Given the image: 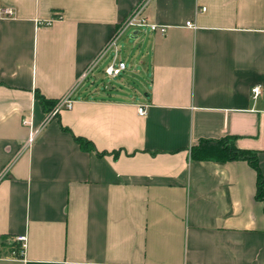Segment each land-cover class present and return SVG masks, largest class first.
I'll return each instance as SVG.
<instances>
[{"label":"crops","instance_id":"0c3cea01","mask_svg":"<svg viewBox=\"0 0 264 264\" xmlns=\"http://www.w3.org/2000/svg\"><path fill=\"white\" fill-rule=\"evenodd\" d=\"M138 7L141 96L82 78ZM37 92L74 103L28 145ZM225 136L264 175V0H0V264H264L256 169L190 156Z\"/></svg>","mask_w":264,"mask_h":264},{"label":"built area","instance_id":"2783aa9c","mask_svg":"<svg viewBox=\"0 0 264 264\" xmlns=\"http://www.w3.org/2000/svg\"><path fill=\"white\" fill-rule=\"evenodd\" d=\"M207 9L206 6H203L201 8L202 11H205ZM143 7H138L136 8L130 16L122 22V24L119 26V28L116 30V32L113 34L109 42H107L106 46H104V49L101 52V56L98 57L95 63H93L90 66V69L84 72L83 77L85 78L89 75V73L94 69L95 65L97 62L103 57L106 56L108 53L113 51V55L111 57L110 63L105 67V74L110 76V77H116L121 75L127 68V63L125 60L119 59V54H120V48L118 45V42L120 40V37L130 28H146L149 27L152 30H160L161 32H165L166 27L161 26L155 23L150 22V20L143 15L142 13ZM15 14L14 8L12 7H5L2 9V15L4 16H13ZM49 23V22H48ZM47 23V24H48ZM189 26H194L193 22L189 21L187 22ZM251 93L252 97L254 99H257L260 94L262 93V87L261 85H254L251 88ZM74 103V99L71 97V95H66L60 99H58V102L55 104V106L47 113L45 121L38 126L37 128H34L32 125L31 120L26 121L28 125L31 127L30 134L27 140V144L31 145L32 142L34 141L36 135L40 132L42 127L45 125L47 121L55 117L58 112H60L64 108H70L72 107ZM138 111L143 114L145 113V108L143 105H141L138 108ZM17 241H20L21 246L20 248H14L12 254L17 256V255H22L25 252L26 244H27V236L26 235H19L15 237Z\"/></svg>","mask_w":264,"mask_h":264},{"label":"trees","instance_id":"16d2710c","mask_svg":"<svg viewBox=\"0 0 264 264\" xmlns=\"http://www.w3.org/2000/svg\"><path fill=\"white\" fill-rule=\"evenodd\" d=\"M36 98L47 113L55 106L59 99L44 97L39 92L36 93ZM236 138V136H225L218 139L203 138L197 144L192 145L190 156L196 161L215 160L216 162H225L239 159L248 161L257 171L256 198L264 203V175L260 168L258 152L238 147L236 145ZM75 139L82 149H94V145L90 140H86V138L81 136L75 137Z\"/></svg>","mask_w":264,"mask_h":264},{"label":"rangeland","instance_id":"374dc122","mask_svg":"<svg viewBox=\"0 0 264 264\" xmlns=\"http://www.w3.org/2000/svg\"><path fill=\"white\" fill-rule=\"evenodd\" d=\"M135 28L128 29L119 40V48L121 57L127 61L128 68L119 77H110L103 72V79L106 83H113L115 85L124 86L128 93L141 96L143 89L148 83L147 71L140 62L141 52H145L144 32L138 33L137 38L132 36ZM141 30V29H140ZM109 54H114L111 51Z\"/></svg>","mask_w":264,"mask_h":264},{"label":"water","instance_id":"95a60500","mask_svg":"<svg viewBox=\"0 0 264 264\" xmlns=\"http://www.w3.org/2000/svg\"><path fill=\"white\" fill-rule=\"evenodd\" d=\"M134 33H136V32H134Z\"/></svg>","mask_w":264,"mask_h":264}]
</instances>
